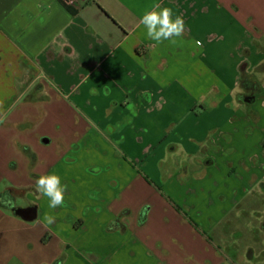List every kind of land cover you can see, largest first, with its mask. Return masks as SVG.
I'll list each match as a JSON object with an SVG mask.
<instances>
[{"label":"crops","instance_id":"1","mask_svg":"<svg viewBox=\"0 0 264 264\" xmlns=\"http://www.w3.org/2000/svg\"><path fill=\"white\" fill-rule=\"evenodd\" d=\"M155 4L183 17L175 43L139 23ZM262 148L264 0H0V191L37 206L0 205V264H234L206 230L263 187L246 161ZM222 150L243 196L195 186ZM49 173L55 209L35 188Z\"/></svg>","mask_w":264,"mask_h":264},{"label":"rangeland","instance_id":"2","mask_svg":"<svg viewBox=\"0 0 264 264\" xmlns=\"http://www.w3.org/2000/svg\"><path fill=\"white\" fill-rule=\"evenodd\" d=\"M227 152L225 150L220 152L221 155L218 157V165L215 168V172L205 173L195 178V186L207 188L210 196L212 195L211 192L215 191V195L220 197L224 194V189H226V194L224 195H228L227 191L230 190V196L232 197L243 196L242 193L237 195L234 191V185L231 184L234 181L242 182L240 175H243L246 170L244 161H240L238 157L237 160L233 161L227 155ZM246 161L249 168L257 171L259 174L263 187L258 185L246 193V198L243 196V201L245 202H242L237 208L219 209L218 211L221 214H225L222 218L225 220H221L217 224L215 221L211 223V220H209V228L211 226H215L216 228L214 227V232L213 230L211 232L206 230V232L223 250L226 249L224 251L230 254L229 260L234 264H264V148H262L261 159L255 157L254 159ZM99 180L101 182L105 180L103 174H99ZM2 184L0 185V190L3 189L2 186L4 185ZM100 186L102 187V185ZM100 191V189H94L93 195H99ZM93 198L95 197L93 196ZM64 200L65 204L67 201L66 199ZM27 203L28 199L18 197V206L26 205ZM76 203L79 206L78 194L76 196ZM250 205H256L257 207H251ZM213 212V210H203L197 216L205 218L213 215ZM238 215L239 218L237 219ZM214 234L216 236L221 235L222 238L219 239Z\"/></svg>","mask_w":264,"mask_h":264},{"label":"clouds","instance_id":"3","mask_svg":"<svg viewBox=\"0 0 264 264\" xmlns=\"http://www.w3.org/2000/svg\"><path fill=\"white\" fill-rule=\"evenodd\" d=\"M139 23L146 29L147 37L155 42L170 41L175 43L177 37H181L185 31V21L182 16L174 17L173 10L169 7H161L155 4L152 10L145 11L140 17ZM36 191L48 199L49 207L55 209L64 204L66 185H62L61 178L53 173L40 175L35 181ZM51 223L52 218L48 219Z\"/></svg>","mask_w":264,"mask_h":264},{"label":"trees","instance_id":"4","mask_svg":"<svg viewBox=\"0 0 264 264\" xmlns=\"http://www.w3.org/2000/svg\"><path fill=\"white\" fill-rule=\"evenodd\" d=\"M257 83H254L252 80H250V78L243 72V76L241 79L242 86L248 87L250 86V84H257ZM258 88H259V84H258L257 90ZM253 96H254V93H252L251 96H248V98L250 100H253ZM0 205L3 206L4 208L11 210L14 213V215L28 219V220H33L37 216V206L36 205H30L28 207H21V206L15 205L14 196H13L11 189L0 191ZM147 210H148V206H145L142 209L140 217H139L140 224H143L145 222ZM126 212H128V210L123 211L121 215L117 218V220H119L120 217L124 215Z\"/></svg>","mask_w":264,"mask_h":264},{"label":"built area","instance_id":"5","mask_svg":"<svg viewBox=\"0 0 264 264\" xmlns=\"http://www.w3.org/2000/svg\"><path fill=\"white\" fill-rule=\"evenodd\" d=\"M77 1L78 0H65V3L68 5V6H74L77 4Z\"/></svg>","mask_w":264,"mask_h":264}]
</instances>
